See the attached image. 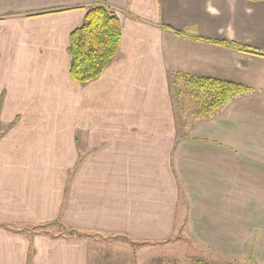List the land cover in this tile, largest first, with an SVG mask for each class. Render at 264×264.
Here are the masks:
<instances>
[{"label":"crops","instance_id":"1","mask_svg":"<svg viewBox=\"0 0 264 264\" xmlns=\"http://www.w3.org/2000/svg\"><path fill=\"white\" fill-rule=\"evenodd\" d=\"M97 3L121 44L81 83L70 33ZM189 75L252 90L180 128ZM179 230L264 264V0H0V264H89L103 234Z\"/></svg>","mask_w":264,"mask_h":264},{"label":"trees","instance_id":"2","mask_svg":"<svg viewBox=\"0 0 264 264\" xmlns=\"http://www.w3.org/2000/svg\"><path fill=\"white\" fill-rule=\"evenodd\" d=\"M121 34V21L114 11L104 3L89 6L82 23L70 33L68 52L72 57L71 77L85 83L102 75L119 51ZM186 80V86L196 96H201V111L207 117L216 114L227 103L248 90L241 83L213 77L189 75ZM196 264L211 263L201 258Z\"/></svg>","mask_w":264,"mask_h":264},{"label":"rangeland","instance_id":"3","mask_svg":"<svg viewBox=\"0 0 264 264\" xmlns=\"http://www.w3.org/2000/svg\"><path fill=\"white\" fill-rule=\"evenodd\" d=\"M177 85V84H176ZM247 87V86H246ZM173 88V107L176 112L177 123L181 128L183 123L188 124L193 120L207 117L202 108L201 96H196L191 88L183 84H178ZM244 93H249L252 89L247 87ZM174 96V95H173ZM238 103H236L237 105ZM21 227V226H20ZM23 228V229H22ZM59 231L57 224L47 226L46 229ZM28 234L38 229L21 227ZM43 229V227H39ZM117 237L98 236L91 245L89 264H196L205 258L211 264H255L253 260H243L236 258H226L222 256H211L208 249L197 243L189 234L179 230L175 237L167 242V245L141 244L134 242L131 238L114 234Z\"/></svg>","mask_w":264,"mask_h":264}]
</instances>
